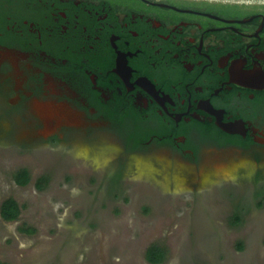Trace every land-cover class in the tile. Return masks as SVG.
<instances>
[{"label":"flooded vegetation","instance_id":"af4514ba","mask_svg":"<svg viewBox=\"0 0 264 264\" xmlns=\"http://www.w3.org/2000/svg\"><path fill=\"white\" fill-rule=\"evenodd\" d=\"M0 114L16 142L102 137L191 185L259 165L264 1L0 0Z\"/></svg>","mask_w":264,"mask_h":264},{"label":"rangeland","instance_id":"374dc122","mask_svg":"<svg viewBox=\"0 0 264 264\" xmlns=\"http://www.w3.org/2000/svg\"><path fill=\"white\" fill-rule=\"evenodd\" d=\"M23 126L0 114V204L12 198L23 207L15 222L0 217L1 264H150L153 246L164 252L161 264H264V161L248 158L231 176L223 169L191 185L190 171L170 172L102 137L16 142ZM21 169L30 176L25 187L14 181ZM41 177L48 182L38 191Z\"/></svg>","mask_w":264,"mask_h":264},{"label":"trees","instance_id":"16d2710c","mask_svg":"<svg viewBox=\"0 0 264 264\" xmlns=\"http://www.w3.org/2000/svg\"><path fill=\"white\" fill-rule=\"evenodd\" d=\"M118 178L119 175L116 176V179ZM260 180L261 178L259 176H255L253 178V181L256 184L259 183ZM14 181L16 185L19 187L27 186L30 182V176L28 171L26 169H21L17 171L14 175ZM47 182L48 179L46 177H41L36 182V189L38 191L43 190ZM22 208L23 207H20L14 199L8 198L0 204V217L4 222H15L18 220ZM233 222L235 224L240 223V217L238 214L234 216ZM18 231L26 235H32L35 233L34 229L25 226L20 227ZM145 258L150 264H161L164 261V252L162 251L161 248L157 246H153L147 249Z\"/></svg>","mask_w":264,"mask_h":264},{"label":"bare ground","instance_id":"6f19581e","mask_svg":"<svg viewBox=\"0 0 264 264\" xmlns=\"http://www.w3.org/2000/svg\"><path fill=\"white\" fill-rule=\"evenodd\" d=\"M260 1H264V0H260Z\"/></svg>","mask_w":264,"mask_h":264}]
</instances>
